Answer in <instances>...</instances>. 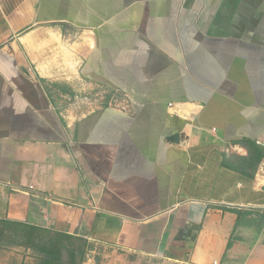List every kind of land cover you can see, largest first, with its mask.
Instances as JSON below:
<instances>
[{
    "label": "crops",
    "instance_id": "crops-1",
    "mask_svg": "<svg viewBox=\"0 0 264 264\" xmlns=\"http://www.w3.org/2000/svg\"><path fill=\"white\" fill-rule=\"evenodd\" d=\"M256 146L264 0H0V218L106 264H264Z\"/></svg>",
    "mask_w": 264,
    "mask_h": 264
},
{
    "label": "trees",
    "instance_id": "trees-1",
    "mask_svg": "<svg viewBox=\"0 0 264 264\" xmlns=\"http://www.w3.org/2000/svg\"><path fill=\"white\" fill-rule=\"evenodd\" d=\"M254 149L259 160L264 157L259 147ZM92 247L76 233L0 218V248L22 250L49 264H82Z\"/></svg>",
    "mask_w": 264,
    "mask_h": 264
},
{
    "label": "built area",
    "instance_id": "built-area-1",
    "mask_svg": "<svg viewBox=\"0 0 264 264\" xmlns=\"http://www.w3.org/2000/svg\"><path fill=\"white\" fill-rule=\"evenodd\" d=\"M107 105L118 109V110H128L130 106V100L126 93L115 91L112 94H110ZM171 105V103L169 104ZM260 175L257 177L256 183L259 186V188H264V168H259ZM32 186H28V188L24 189V191L28 192L32 189Z\"/></svg>",
    "mask_w": 264,
    "mask_h": 264
},
{
    "label": "rangeland",
    "instance_id": "rangeland-1",
    "mask_svg": "<svg viewBox=\"0 0 264 264\" xmlns=\"http://www.w3.org/2000/svg\"><path fill=\"white\" fill-rule=\"evenodd\" d=\"M93 251L88 250L85 256V260L82 264H106L111 258L103 256L107 253V251L102 246H98L97 248H93ZM19 253L27 254L22 250H12ZM31 256V255H29ZM33 257V256H32ZM115 264H121L122 259H116ZM143 264V262H142ZM144 264H160L157 260H144Z\"/></svg>",
    "mask_w": 264,
    "mask_h": 264
}]
</instances>
